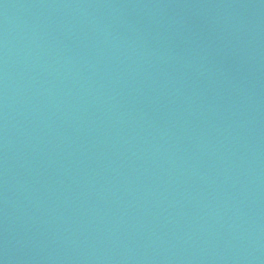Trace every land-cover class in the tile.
Wrapping results in <instances>:
<instances>
[{
    "label": "water",
    "instance_id": "water-1",
    "mask_svg": "<svg viewBox=\"0 0 264 264\" xmlns=\"http://www.w3.org/2000/svg\"><path fill=\"white\" fill-rule=\"evenodd\" d=\"M0 264H264V0H0Z\"/></svg>",
    "mask_w": 264,
    "mask_h": 264
}]
</instances>
